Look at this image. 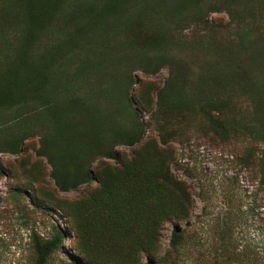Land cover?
<instances>
[{
  "label": "trees",
  "instance_id": "trees-1",
  "mask_svg": "<svg viewBox=\"0 0 264 264\" xmlns=\"http://www.w3.org/2000/svg\"><path fill=\"white\" fill-rule=\"evenodd\" d=\"M214 12L228 24L209 25ZM136 25L152 39H131ZM190 27L194 36L183 35ZM0 40V151L19 153L38 136L36 153L60 191L95 180L93 162L116 158L118 145L140 143L149 127L160 132L164 148L152 139L132 160L99 168L98 198L74 204L89 211L82 238L111 236L113 264L146 253L147 264H164L190 240L195 201L172 170L166 130L227 142L264 200V0H0ZM163 68L145 121L131 95L134 72ZM169 221L170 248L156 260ZM64 238L57 227L52 238L35 235V264Z\"/></svg>",
  "mask_w": 264,
  "mask_h": 264
},
{
  "label": "rangeland",
  "instance_id": "rangeland-1",
  "mask_svg": "<svg viewBox=\"0 0 264 264\" xmlns=\"http://www.w3.org/2000/svg\"><path fill=\"white\" fill-rule=\"evenodd\" d=\"M208 20L209 25L222 28L228 24L229 16L226 12H214ZM195 30L190 27L183 35L193 37ZM129 37L144 42L152 39L153 34L136 25ZM41 39L43 43L49 42L47 37ZM167 77V68L154 74L135 70L136 84L131 95L143 120L147 121L156 110L157 91ZM172 123L176 124L174 120ZM180 130H166V135L172 134L167 136L170 152H174L172 170L190 187L195 201L190 224L193 231L181 253H173L164 264H264L262 195L246 173L231 162L227 142H212L193 131L180 134ZM152 139L164 148L160 132L149 127L140 143L118 145L116 158L95 160L91 166L95 180L68 192L57 188L47 159L36 153L38 136L26 139L19 153L0 151V264H35L34 236L52 238L55 227L63 231L65 238L46 264H113L107 248L111 236L86 233L87 237L82 238L85 230L80 225L89 211L74 204L92 194L98 198L99 168L106 171L110 166L122 165L125 159L132 160L137 149ZM174 224L165 223L156 260L169 250ZM151 260L146 253L134 264Z\"/></svg>",
  "mask_w": 264,
  "mask_h": 264
}]
</instances>
